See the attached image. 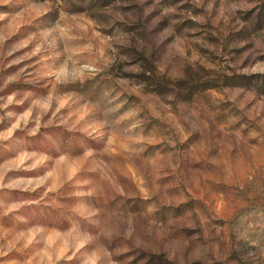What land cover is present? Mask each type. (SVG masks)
<instances>
[{
    "label": "rangeland",
    "instance_id": "rangeland-1",
    "mask_svg": "<svg viewBox=\"0 0 264 264\" xmlns=\"http://www.w3.org/2000/svg\"><path fill=\"white\" fill-rule=\"evenodd\" d=\"M0 264H264V0H0Z\"/></svg>",
    "mask_w": 264,
    "mask_h": 264
}]
</instances>
